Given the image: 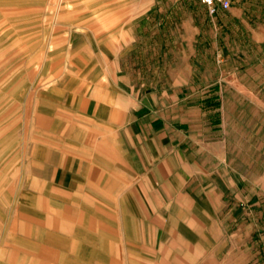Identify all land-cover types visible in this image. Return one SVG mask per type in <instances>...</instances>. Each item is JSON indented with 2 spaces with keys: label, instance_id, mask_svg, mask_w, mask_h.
<instances>
[{
  "label": "crops",
  "instance_id": "obj_1",
  "mask_svg": "<svg viewBox=\"0 0 264 264\" xmlns=\"http://www.w3.org/2000/svg\"><path fill=\"white\" fill-rule=\"evenodd\" d=\"M77 4L33 175L69 208L132 209L145 264H264V0Z\"/></svg>",
  "mask_w": 264,
  "mask_h": 264
},
{
  "label": "rangeland",
  "instance_id": "obj_2",
  "mask_svg": "<svg viewBox=\"0 0 264 264\" xmlns=\"http://www.w3.org/2000/svg\"><path fill=\"white\" fill-rule=\"evenodd\" d=\"M77 1L0 0V264H59V250L71 248L66 259L73 264H145V253L129 250L132 209L87 205L81 196H68L71 208L58 204L30 170L33 140L48 135L53 124L47 100L53 75L65 64L68 19ZM64 230L74 235L61 239L57 232ZM99 230L121 233L115 248L106 244L102 261L79 251L97 249Z\"/></svg>",
  "mask_w": 264,
  "mask_h": 264
},
{
  "label": "built area",
  "instance_id": "obj_3",
  "mask_svg": "<svg viewBox=\"0 0 264 264\" xmlns=\"http://www.w3.org/2000/svg\"><path fill=\"white\" fill-rule=\"evenodd\" d=\"M209 5L210 11L214 12L218 4L222 5L224 8H228L231 4V0H202Z\"/></svg>",
  "mask_w": 264,
  "mask_h": 264
}]
</instances>
